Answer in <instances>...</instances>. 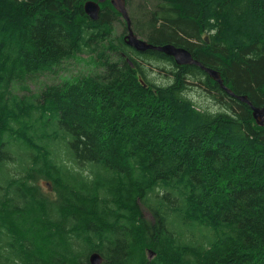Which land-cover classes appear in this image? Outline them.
Here are the masks:
<instances>
[{
    "label": "trees",
    "instance_id": "16d2710c",
    "mask_svg": "<svg viewBox=\"0 0 264 264\" xmlns=\"http://www.w3.org/2000/svg\"><path fill=\"white\" fill-rule=\"evenodd\" d=\"M86 1L0 0V264H264V125L199 66L128 46L110 1L95 20ZM132 1L139 38L264 107V0ZM77 54L91 71L35 86ZM137 58L169 62L170 81Z\"/></svg>",
    "mask_w": 264,
    "mask_h": 264
},
{
    "label": "rangeland",
    "instance_id": "374dc122",
    "mask_svg": "<svg viewBox=\"0 0 264 264\" xmlns=\"http://www.w3.org/2000/svg\"><path fill=\"white\" fill-rule=\"evenodd\" d=\"M110 1V0H106ZM85 4V3H84ZM137 4V0L132 1V9L134 10L135 6ZM114 7V6H113ZM122 17V16H121ZM264 20V18H261ZM257 24L256 26H258ZM121 31V25L116 26L115 30L112 34V37L120 33ZM109 38L106 40V42L113 43L112 40L114 38ZM131 55L135 58L136 55ZM139 64L145 69H147V76H150L151 78L154 77L155 82H161V83H168L170 81V72L168 71L170 69V63L164 60H155V59H145L143 61L140 60V58H137ZM94 64L93 55L88 54H77L73 55L69 59L65 60L63 64L61 65L60 69L56 68L55 73H50L51 75H48L47 78H41L40 80L36 82L35 86L38 88L42 84H45L46 82H56L60 83L64 78H71L69 76L77 75L78 73H88L93 69L91 67ZM159 66H165V69H159ZM28 85V84H27ZM31 88H34L33 85L29 84ZM36 88V89H37ZM18 93L19 90H16ZM188 95L199 105L202 106H210L215 107V104L211 102L209 99V96L205 95V93L199 89L197 90H191L187 92ZM219 108V107H218ZM47 137V136H46ZM52 146L50 145L49 150H51ZM48 151L44 148L38 147L37 155L36 157H46L48 156ZM80 165H83L82 163ZM40 189V192L47 196V197H53L54 194V181L49 177H38L34 182ZM144 214L148 216V213L144 210Z\"/></svg>",
    "mask_w": 264,
    "mask_h": 264
},
{
    "label": "water",
    "instance_id": "95a60500",
    "mask_svg": "<svg viewBox=\"0 0 264 264\" xmlns=\"http://www.w3.org/2000/svg\"><path fill=\"white\" fill-rule=\"evenodd\" d=\"M105 0H89L87 1L84 6L83 10L84 12L93 20H95L98 16L99 12V3L103 2ZM112 5L115 7L117 11L121 13L122 18L124 19L126 23V29L127 33L124 36L125 43L134 48L137 51H145V50H156L164 53L165 55L171 56L174 60V62L178 65H186V64H194L199 66L202 70H204L210 77L213 78L215 82H217L220 87L230 96H233V93L230 89H228L222 82L219 74L217 71L206 68L202 66L196 59H194L190 52H188L186 49L182 47H176L173 44L166 43L163 45H152L148 43L147 41L139 38L130 28V20L128 18L126 8H125V2L124 0H110ZM238 99H240L243 102H246L250 104L247 99L244 96H238ZM252 109V115L256 122L262 126L264 125V107H254L251 106ZM89 264H102V257L98 252H93L90 254L88 258Z\"/></svg>",
    "mask_w": 264,
    "mask_h": 264
},
{
    "label": "bare ground",
    "instance_id": "6f19581e",
    "mask_svg": "<svg viewBox=\"0 0 264 264\" xmlns=\"http://www.w3.org/2000/svg\"><path fill=\"white\" fill-rule=\"evenodd\" d=\"M87 1H89V0H87ZM86 1V2H87ZM85 2V3H86ZM104 2V1H103ZM111 2V1H110ZM102 3V2H101ZM99 8H100V5H99ZM115 8V7H114ZM126 8V7H125ZM126 12H127V15H128V11H127V9H126ZM99 13V12H98ZM121 14V13H120ZM88 16V15H87ZM88 18H90L89 16H88ZM128 18H129V16H128ZM90 19H92V18H90ZM97 19V18H96ZM123 19V18H122ZM93 20V19H92ZM124 20V19H123ZM130 20V19H129ZM126 24V23H125ZM130 28H131V26H130ZM135 33V32H134ZM139 37V36H138ZM151 43V42H150ZM173 44V43H172ZM156 45V44H155ZM132 62V61H131ZM202 65V64H201ZM212 78V77H211ZM213 79V78H212ZM224 84V83H223ZM228 88V87H227ZM222 89V88H221ZM229 89V88H228ZM223 90V89H222ZM224 91V90H223ZM225 92V91H224ZM226 93V92H225ZM233 93V92H232ZM229 95V94H228ZM233 96H236V98L238 97L237 95H234V93H233ZM245 98H246V96H244ZM247 99V98H246ZM248 104V103H247ZM249 106H250V108H251V106H253V105H251V104H249ZM255 107V106H254ZM34 108V107H33ZM251 112H252V109H251ZM252 117H253V115H252ZM44 118V117H43ZM46 118V117H45ZM49 119V118H48ZM253 119H254V117H253ZM47 120V119H46ZM45 120V121H46ZM255 120V119H254ZM47 123V122H46ZM255 123L257 124V125H259L257 122H256V120H255ZM50 124V123H49ZM54 124V123H53ZM51 125V124H50ZM52 126V125H51ZM55 126V125H54ZM54 126H52V127H54ZM51 127V128H52ZM55 128V127H54ZM53 129V128H52ZM47 131H49V129L47 130ZM50 131H52V130H50ZM1 148V147H0ZM4 153V152H3ZM2 153V154H3ZM5 155V154H4ZM3 156V155H2ZM5 157V156H4Z\"/></svg>",
    "mask_w": 264,
    "mask_h": 264
}]
</instances>
